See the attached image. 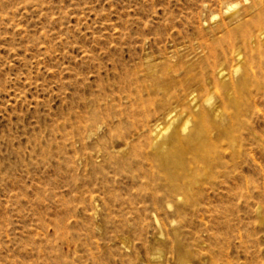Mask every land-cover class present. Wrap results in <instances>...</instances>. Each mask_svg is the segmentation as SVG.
I'll use <instances>...</instances> for the list:
<instances>
[{
    "label": "rangeland",
    "instance_id": "rangeland-1",
    "mask_svg": "<svg viewBox=\"0 0 264 264\" xmlns=\"http://www.w3.org/2000/svg\"><path fill=\"white\" fill-rule=\"evenodd\" d=\"M0 264H264V0H0Z\"/></svg>",
    "mask_w": 264,
    "mask_h": 264
},
{
    "label": "bare ground",
    "instance_id": "bare-ground-1",
    "mask_svg": "<svg viewBox=\"0 0 264 264\" xmlns=\"http://www.w3.org/2000/svg\"><path fill=\"white\" fill-rule=\"evenodd\" d=\"M207 129L205 128H201L198 132V141L199 143L201 142H204V137L206 138L205 136V133L207 132L206 131ZM194 142L193 140H185L183 142H180L176 148L173 149V152H169V155L173 156L174 158H177L178 161H182V157L184 156V153L188 151H191L192 149V146H193ZM198 156H202V152H197L196 153Z\"/></svg>",
    "mask_w": 264,
    "mask_h": 264
}]
</instances>
